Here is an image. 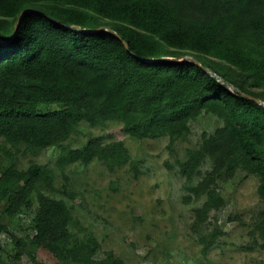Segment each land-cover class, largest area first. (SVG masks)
Returning a JSON list of instances; mask_svg holds the SVG:
<instances>
[{"label":"trees","instance_id":"trees-1","mask_svg":"<svg viewBox=\"0 0 264 264\" xmlns=\"http://www.w3.org/2000/svg\"><path fill=\"white\" fill-rule=\"evenodd\" d=\"M193 51L202 64L182 58ZM257 98L264 100V0H0V143L54 147L62 159L115 168L131 162L124 140L92 136L75 148L64 141L83 122L119 119L134 136L168 135L172 145L189 134L191 119L217 114L223 125L178 161L188 180L200 176L187 185L189 198L206 196L196 226L223 206L219 180L238 169L260 177L264 199ZM207 158L212 168L203 172ZM44 188L56 189L48 165H0V234L10 231L4 213L35 207L28 238L10 231L14 256L45 247L64 264H116L112 252L95 257L96 237L78 236L70 205ZM207 238L204 253L215 242Z\"/></svg>","mask_w":264,"mask_h":264},{"label":"rangeland","instance_id":"rangeland-1","mask_svg":"<svg viewBox=\"0 0 264 264\" xmlns=\"http://www.w3.org/2000/svg\"><path fill=\"white\" fill-rule=\"evenodd\" d=\"M183 57L198 60L195 51ZM189 123L186 138L172 145L168 135L134 136L124 130L119 119L98 125L83 122L64 141L75 148L82 147L92 136L105 142L124 140L131 162L115 168L98 158L88 163L62 159L54 147L33 151L24 145L17 149L2 143L0 165L8 161L21 168L34 161L48 165L54 172L56 189L44 191L70 205L78 236L96 237L97 259L112 252L113 258L119 260L116 264H264V231L259 226L264 220V199L258 190V175L238 169L230 179L219 180L223 206L211 210L202 225L194 224L196 209L206 196L189 198L187 185L197 183L200 176L188 180L178 161L187 157L189 148L199 146L203 133H213L223 125V119L202 112ZM211 168L210 158L200 166L203 172ZM34 214L35 207L14 217L5 213L2 217L11 232L28 238L33 233L30 225ZM10 231L0 234V264H64L45 247L15 257L17 245ZM203 234L208 240L215 236L207 253L202 250Z\"/></svg>","mask_w":264,"mask_h":264},{"label":"water","instance_id":"water-1","mask_svg":"<svg viewBox=\"0 0 264 264\" xmlns=\"http://www.w3.org/2000/svg\"><path fill=\"white\" fill-rule=\"evenodd\" d=\"M21 16H22V12L20 13V15H19V18H18V21H17V25H16V27L18 26V24H19V21H20V19H21ZM117 34V36L118 37H121L118 33H116ZM124 42H125V44L128 46V43L124 40ZM198 61V60H197ZM199 62V61H198ZM200 63V62H199ZM200 64H202V63H200ZM260 102H262L261 100H259Z\"/></svg>","mask_w":264,"mask_h":264}]
</instances>
